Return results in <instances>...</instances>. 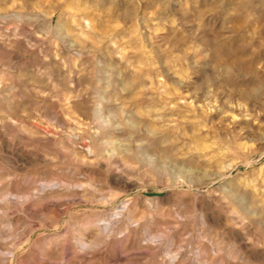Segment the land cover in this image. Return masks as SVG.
I'll list each match as a JSON object with an SVG mask.
<instances>
[{
    "label": "rangeland",
    "instance_id": "1",
    "mask_svg": "<svg viewBox=\"0 0 264 264\" xmlns=\"http://www.w3.org/2000/svg\"><path fill=\"white\" fill-rule=\"evenodd\" d=\"M0 264H264V0H0Z\"/></svg>",
    "mask_w": 264,
    "mask_h": 264
}]
</instances>
